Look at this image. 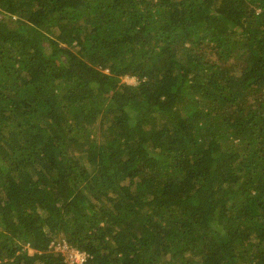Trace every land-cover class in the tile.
Segmentation results:
<instances>
[{"label": "trees", "instance_id": "trees-1", "mask_svg": "<svg viewBox=\"0 0 264 264\" xmlns=\"http://www.w3.org/2000/svg\"><path fill=\"white\" fill-rule=\"evenodd\" d=\"M64 242L264 264V0H0V264Z\"/></svg>", "mask_w": 264, "mask_h": 264}, {"label": "built area", "instance_id": "built-area-1", "mask_svg": "<svg viewBox=\"0 0 264 264\" xmlns=\"http://www.w3.org/2000/svg\"><path fill=\"white\" fill-rule=\"evenodd\" d=\"M64 249H58L65 255V264H83L89 257L86 251H81L76 248L70 247L67 242H64ZM57 248V246H56Z\"/></svg>", "mask_w": 264, "mask_h": 264}, {"label": "rangeland", "instance_id": "rangeland-1", "mask_svg": "<svg viewBox=\"0 0 264 264\" xmlns=\"http://www.w3.org/2000/svg\"><path fill=\"white\" fill-rule=\"evenodd\" d=\"M124 81L127 82V83H130V84H137V79L135 77H129V76H126L124 78ZM57 249H64V245H57ZM33 250L31 249L30 252H32Z\"/></svg>", "mask_w": 264, "mask_h": 264}, {"label": "clouds", "instance_id": "clouds-1", "mask_svg": "<svg viewBox=\"0 0 264 264\" xmlns=\"http://www.w3.org/2000/svg\"><path fill=\"white\" fill-rule=\"evenodd\" d=\"M63 257H64V263H65V255H64V254H63ZM85 262H86V261H85ZM85 262H84V263H85ZM84 263H83V264H84Z\"/></svg>", "mask_w": 264, "mask_h": 264}]
</instances>
